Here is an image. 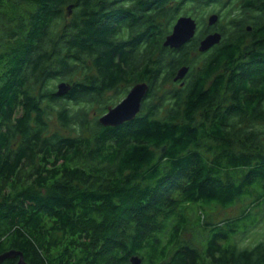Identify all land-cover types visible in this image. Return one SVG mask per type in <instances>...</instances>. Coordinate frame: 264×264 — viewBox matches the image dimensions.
<instances>
[{"label": "trees", "instance_id": "16d2710c", "mask_svg": "<svg viewBox=\"0 0 264 264\" xmlns=\"http://www.w3.org/2000/svg\"><path fill=\"white\" fill-rule=\"evenodd\" d=\"M229 4L196 77L190 55L204 29L181 48L164 39L179 16L204 24L209 7ZM184 64L191 79L179 88ZM54 80L70 90L58 95ZM142 81L136 118L89 120V106L104 114ZM248 201L235 218L204 212ZM194 205L203 240L185 235ZM262 210L264 0H0V254L21 250L31 264H132V255L264 264V239L238 241Z\"/></svg>", "mask_w": 264, "mask_h": 264}, {"label": "water", "instance_id": "95a60500", "mask_svg": "<svg viewBox=\"0 0 264 264\" xmlns=\"http://www.w3.org/2000/svg\"><path fill=\"white\" fill-rule=\"evenodd\" d=\"M218 20L219 14L212 13L208 17V24L213 26ZM197 28L198 22L193 16L181 15L174 23L171 32L165 37L163 45L170 48H181L196 36ZM248 29L250 30L251 26H248ZM221 40L220 31L210 32L200 39L198 49L200 52H206L219 44ZM188 70V66L180 67L174 80L183 79ZM70 88V83L61 81L58 84L57 94L64 95ZM148 91L149 84L146 81L137 82L116 105L108 107L107 111L99 117V122L104 126L116 127L133 120L140 113L142 102ZM7 259H16L15 264H31L26 260L24 252L17 249H9L0 254V263ZM130 261L132 264H142V258L139 255H132Z\"/></svg>", "mask_w": 264, "mask_h": 264}, {"label": "rangeland", "instance_id": "374dc122", "mask_svg": "<svg viewBox=\"0 0 264 264\" xmlns=\"http://www.w3.org/2000/svg\"><path fill=\"white\" fill-rule=\"evenodd\" d=\"M230 7H231V4H229L227 6L214 5V6L209 7V10L215 9V11H212V12L205 15L204 24H202V23L199 24V20L197 19V17H194L198 22V28H197L196 34L198 32H200V30L202 28L205 31V27L209 25L208 24V17L212 13L219 14L218 22L215 25H213V28H214L213 31H219L216 28L220 23L227 24L230 21V17L225 18L224 16H222L227 10H229ZM209 26H211V25H209ZM211 49L209 51H207L206 53H201L199 51L194 52V54H193L194 64L195 65L202 64L203 59L207 58V53L210 52ZM54 81L56 82V91H57L58 90V84L61 81H58V80H54ZM62 81H65V80H62ZM65 82H67V81H65ZM167 87H172V84L167 85ZM113 95H114V92H109V93H107L106 97L108 99H111L113 97ZM116 104H117V102H116ZM110 106H114V105H110ZM74 107H78V105H74ZM89 108H90L89 109L90 111L88 114L89 120H93L94 117H96V116L100 117L102 115L101 113L98 112L100 109H102L101 105L95 104L92 108H91V106H89ZM52 124H53L54 128L60 130L64 134H68L69 132L70 133L75 132V130H71L69 128L68 129L62 128L53 116H52ZM77 128L78 127H76L75 129H77ZM248 203H249V201L244 202V203L239 202L236 205L228 207V208H222L219 205H212L210 207H207L204 212L207 213L208 221L219 222V221H222L226 218H235V217L240 216V214L243 212V210L245 209V207ZM200 213L201 212L199 210L198 205L191 206L188 209L189 222H188V227H187V231H186L185 235H187L189 237L194 235L193 238L198 239V240H203L206 236V230L202 227H196L195 226L197 215ZM257 216H259V217L261 216L259 224H257L255 228L254 227L250 228L246 237H244V238H241L240 236L238 237V241H239L240 245L245 246V245L252 244L257 239L258 240L264 239V211L262 210L261 214H259Z\"/></svg>", "mask_w": 264, "mask_h": 264}, {"label": "flooded vegetation", "instance_id": "af4514ba", "mask_svg": "<svg viewBox=\"0 0 264 264\" xmlns=\"http://www.w3.org/2000/svg\"><path fill=\"white\" fill-rule=\"evenodd\" d=\"M249 26H251V25H249ZM248 29V28H247ZM251 29H252V26H251ZM251 29L249 30V31H251ZM213 30H214V28H213V26H206L205 27V33L206 34H208V33H210V32H213ZM205 34V35H206ZM205 35H203L202 36V38L205 36ZM199 50V49H198ZM209 51V50H208ZM194 52L195 51H193V53L190 55V57L192 58L193 57V54H194ZM200 52V51H199ZM207 52V51H206ZM206 52H201V53H206ZM194 62V61H193ZM204 62V61H203ZM203 64L204 63H202V64H197V65H195V67H194V71H195V75H196V77H198V74H200V75H204L205 73L202 71V69H203ZM215 64V63H214ZM182 66H188L189 67V70H188V72H187V74L185 75V77L183 78V79H180V80H177V81H175L174 80V77L176 76V74H177V71L179 70V68L176 70V73H175V76L173 77V80H174V82L178 85V87L179 88H182V87H186L187 86V84L189 83V81H190V79H191V76H190V72H191V70H192V67H191V65L190 64H184V65H182ZM181 66V67H182ZM212 66V69L211 70H213V67L215 66V65H211ZM208 69V68H207ZM207 69H206V71H207ZM210 70V71H211ZM209 71V72H210ZM208 72V71H207ZM214 80V76H211V78H209L208 80H207V82H206V84L207 85H209V84H211L212 83V81ZM211 86H208V87H206L207 88V90L210 88Z\"/></svg>", "mask_w": 264, "mask_h": 264}]
</instances>
